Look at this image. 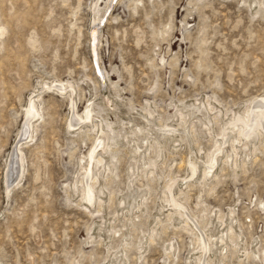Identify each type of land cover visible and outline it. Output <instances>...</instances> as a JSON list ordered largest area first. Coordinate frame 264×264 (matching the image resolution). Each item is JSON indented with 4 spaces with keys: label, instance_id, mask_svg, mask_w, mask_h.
Listing matches in <instances>:
<instances>
[{
    "label": "rangeland",
    "instance_id": "rangeland-1",
    "mask_svg": "<svg viewBox=\"0 0 264 264\" xmlns=\"http://www.w3.org/2000/svg\"><path fill=\"white\" fill-rule=\"evenodd\" d=\"M106 1L0 0V264H110L113 254L106 243H119L118 235L107 237L106 229L98 226L104 218L114 228L118 220L125 222L114 212L122 207L119 200L127 188L128 165L136 157L127 139L140 135L134 123L144 124V110L154 109L163 122H170L176 105L198 107L207 96H214L212 103L227 113L226 119L232 111L244 112L252 98L264 95V0H114L98 26L104 75L98 86L90 80L96 75L88 36ZM57 79L77 85L76 113H82L88 99H93L94 111L107 130L110 126L111 144L118 148L110 151L119 158L111 165L114 181L104 183L115 195L111 202L105 196L106 205L99 212L74 190L80 158L88 154L93 138L68 128L74 114L68 98L43 86ZM111 81L119 88L112 87ZM40 92L41 118L32 120L35 131L30 141L27 134L19 137V132L29 97ZM212 124L219 133V123ZM18 139L28 142L23 146L24 168L21 174L19 167L16 172L9 170L8 176V160ZM169 142L159 168L164 177L154 181L143 176L138 183L151 199L130 215L128 226L136 228L131 230L134 242L141 229L154 226L160 192L170 174L184 177L189 158L195 153L203 158L211 147L205 138L196 142L201 152L186 142L174 150ZM255 154L249 156L245 169H228L208 194L198 199L193 189L183 202L203 224L208 221L205 228L210 227L213 212L221 211L228 219L233 209L237 216L233 224L242 228L241 245L264 251L260 205L264 202V140ZM131 199L126 198L127 205ZM252 237L259 238L258 246ZM169 240L180 247L177 257L164 252ZM190 241L191 235L169 227L141 255L131 248L127 264H164V259L167 264H193L188 258L196 251L190 250ZM240 259L239 254L228 253L221 264H263L259 258Z\"/></svg>",
    "mask_w": 264,
    "mask_h": 264
},
{
    "label": "bare ground",
    "instance_id": "bare-ground-1",
    "mask_svg": "<svg viewBox=\"0 0 264 264\" xmlns=\"http://www.w3.org/2000/svg\"><path fill=\"white\" fill-rule=\"evenodd\" d=\"M115 2L114 0H107L101 13L99 15L97 13L93 18V26L97 27L95 52L98 62V32L101 30H98L100 26L97 24L102 15H104L105 10L115 4ZM96 4H98V0H96ZM92 6L95 5L93 4ZM94 12H96V8H94ZM90 61L96 75L94 76L96 77L95 80L91 78L90 80L92 84L97 83L100 86V81L104 80V75L95 71L91 55ZM98 62V67L101 70L102 65ZM110 83L115 89L119 88L117 82L111 81ZM43 86L67 97L70 103V110L74 111L76 108L77 85L72 80L57 79L51 83H43ZM41 93L31 95L24 110L25 122L19 132V137L27 134L30 141L33 139L32 134L35 131V123L34 121L32 123V120L36 118L35 121L37 122L41 118L39 109ZM92 100L88 99V103L84 107V110H82V113L74 111V114H71L68 120V128L78 135H92L93 142L91 148L85 157L81 156L80 158L79 177L74 179L73 186L74 190L77 191L76 194H79L80 199L90 206H95L94 210L99 212L106 203L104 200L105 196L108 197L107 202L113 201L112 198L115 195V191L110 188V185L107 191L104 183L109 184L114 181L111 165L114 160L119 161V158L114 153L110 154V151L114 152L118 148L117 145L113 146L111 144L112 138L108 131L110 130V126H108L107 130L105 124L103 125L104 120L94 111V102ZM213 100H215L214 96H207L205 103L200 102L198 107L193 104L176 105L174 114H170V122H163L162 119L164 117L161 119L158 112L154 113V109H150L149 111L144 110L141 114L144 124L139 125L134 123V127L140 132V135L128 136L127 140L129 143H132H130L132 146L131 153L136 155V157L133 155L134 157H132L128 165L127 188L119 200V205L122 207H120L119 211L114 212L116 214L115 217L120 215V218H123L125 222L121 223L118 220L120 224L117 228H114L112 226L113 222L110 219L106 220L104 218L100 220V226H98L99 230L106 229L108 233L107 237H110L111 234H114V236L118 235L119 243L115 245L110 244L109 241L106 243L108 253L113 254L111 261H109L110 264H127L126 258L131 248L136 249L139 254L144 252L148 243H154L156 237H159L160 233L165 232L169 227L172 230H183L193 237V241H190V250H195L196 252L192 258H188V260H193V264H221L227 258L228 253L236 256L239 254L242 258L240 260L243 261L259 258L262 259L264 264V251L261 250L262 248L256 247L255 250H248L244 245H241L242 228L238 226L240 224H233V221L235 220L236 222L237 220L233 209H229L227 213L228 219H225L226 214L221 211L217 210L213 212L209 218L211 221L210 227L205 228L206 226L204 225H207L208 221H205L206 223L203 224L201 219L194 213H191V210L189 211L183 202L193 189L197 191L198 199L203 195L202 193L208 194L209 191L213 190L222 181L221 175L228 169H233V172L238 168L245 169V165L249 162V156L252 154L256 156L255 151L258 148V144L264 140V95L260 94L252 98L248 105L245 106L244 112L232 111L226 119H223V117L227 113L215 106L212 103ZM147 104H151L149 100H147ZM152 104L154 103L152 102ZM182 121L184 125H181ZM212 121L219 123V133H215L213 130ZM143 130H145L144 133H141ZM196 134H199L200 138H205L211 142V147L204 152L203 158L198 157L197 153L189 158L186 164L188 166V173L184 177L178 178L177 175L170 174L168 181L160 192L162 194L161 200L157 202V213L154 214L152 220L154 226H147L144 230L141 229L137 241L134 242L132 240L134 235L131 230L135 232L136 228L134 225H132L131 229L128 226L130 215H136L142 204L151 199L150 195H146L147 190L138 185V183H140L143 176H147L149 180L153 179L154 181H158L164 177V171L159 170V168L161 169L164 163L165 144H168V141H170L169 143L173 146L174 150L184 142V144H191L190 148L195 145L199 152H201L202 149L197 144L200 138L198 139ZM20 141L21 139H18L9 157L8 176L10 171L16 172L17 167H19V174L23 171V146H28V142ZM151 153L154 154V157L152 155L151 157L149 156ZM147 155L150 158L147 159ZM8 187H6L7 191H9ZM138 189L139 193L136 192ZM128 197L132 198L129 205H127L128 201L126 202V198ZM108 205L110 204L108 203ZM260 205L264 209V202H261ZM202 210H207V208H203ZM247 225L249 226L250 224L248 223ZM98 238L102 239V236L99 234ZM258 239L252 237L254 245H259ZM103 241L106 242L105 240ZM179 248L177 242L169 240L166 243V250L164 252H167L166 255L177 257ZM163 262L167 264L166 259Z\"/></svg>",
    "mask_w": 264,
    "mask_h": 264
},
{
    "label": "water",
    "instance_id": "water-1",
    "mask_svg": "<svg viewBox=\"0 0 264 264\" xmlns=\"http://www.w3.org/2000/svg\"><path fill=\"white\" fill-rule=\"evenodd\" d=\"M107 11H108V8H107ZM104 16H105V14H104ZM104 16H103V19L101 20V22L104 20ZM96 32H97V27L96 26H95V28L91 27L90 32H89V35H90V54H91V58L93 61L95 71H97L99 74L102 75V71L99 69L98 64H97L98 61H97V56H96V52H95Z\"/></svg>",
    "mask_w": 264,
    "mask_h": 264
}]
</instances>
